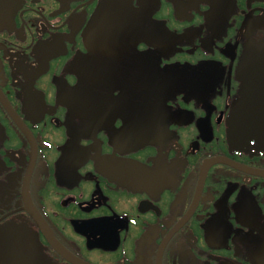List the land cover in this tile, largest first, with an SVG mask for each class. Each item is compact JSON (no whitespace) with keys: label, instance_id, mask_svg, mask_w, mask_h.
Returning a JSON list of instances; mask_svg holds the SVG:
<instances>
[{"label":"flooded vegetation","instance_id":"af4514ba","mask_svg":"<svg viewBox=\"0 0 264 264\" xmlns=\"http://www.w3.org/2000/svg\"><path fill=\"white\" fill-rule=\"evenodd\" d=\"M0 264H264V0H0Z\"/></svg>","mask_w":264,"mask_h":264}]
</instances>
